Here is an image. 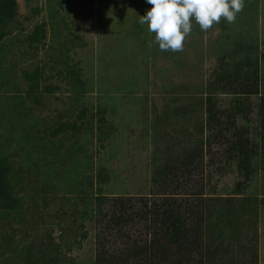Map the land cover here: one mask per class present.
<instances>
[{"label": "rangeland", "instance_id": "rangeland-1", "mask_svg": "<svg viewBox=\"0 0 264 264\" xmlns=\"http://www.w3.org/2000/svg\"><path fill=\"white\" fill-rule=\"evenodd\" d=\"M155 1L13 0L9 13L0 9V153L13 161V192L25 190L20 197L39 204L20 222L14 221L16 214L2 218L8 206L0 199V234L25 237L32 264H96L99 229L93 222L92 198L82 199L83 194L92 197L94 183V190L100 189L108 199L123 193L152 196L159 188L154 181L163 158L177 160L186 145H192L191 138L165 141L153 130L148 132V119L154 109H162L168 89L185 85L190 91L203 90L213 79L218 55H229L236 38L248 50L256 42L264 56V0H177L187 2L183 10L188 9L189 16L165 21ZM21 23L25 32L38 25L51 33L57 25L56 31L62 29L64 35L52 40L48 36L38 51L31 50L35 45L28 48L26 34L16 29ZM161 42L163 48H157ZM67 65L72 68L69 76L60 79ZM35 68L41 71L29 74ZM26 72L31 80H26ZM30 83L37 85L33 91L27 89ZM71 83L75 92L69 90ZM217 96L223 108L234 98L228 93ZM25 106L41 123L45 120L43 125L64 122V129L54 137L46 128L39 137L42 126L33 129ZM77 108L86 109L83 118L75 115ZM249 118L255 127L257 109ZM179 129L184 131L180 124ZM218 166L214 161L202 175L208 196L214 192L225 198L239 183L245 186L236 168L217 171ZM19 167L20 182L12 174ZM45 171L58 193L36 202L29 188L39 185L37 173L42 176ZM194 173L191 179H200ZM69 189L81 193V199ZM233 202L236 208L230 214L215 218L203 207L207 225L218 228L212 236L223 242L234 264H264V172L260 170ZM51 224L54 232L49 236ZM46 238L55 239L57 248ZM109 241V249L120 248L118 238ZM16 255L11 246H0V264L5 257L24 264V257Z\"/></svg>", "mask_w": 264, "mask_h": 264}, {"label": "trees", "instance_id": "trees-1", "mask_svg": "<svg viewBox=\"0 0 264 264\" xmlns=\"http://www.w3.org/2000/svg\"><path fill=\"white\" fill-rule=\"evenodd\" d=\"M167 1H155L157 11L162 15L161 20L170 18L176 20L180 14L189 16L188 9L183 10L187 2ZM12 2L13 0H0L1 11L9 13V6H14ZM162 8H168V11L163 12ZM157 25L159 24L156 23L155 27L153 25V28ZM55 27L58 26L52 25L55 31L51 33L38 25L35 29L25 32L22 23L21 26L18 24L16 29L26 34L24 40H27L28 48L33 43L35 46L31 50L38 51L39 46L47 42L48 36L52 40L64 35L62 29L57 28L58 31H56ZM237 36L239 35L231 38L234 40ZM236 42L240 41L236 38L235 49L229 55L225 52L218 55L213 79L209 80L203 90L191 89L190 91L185 85L176 90L168 89V97H166L168 101L165 98L162 109L160 111L154 109L151 113L153 118L148 119L151 126L149 133L153 130L165 141L178 140L180 136L192 140V145H186L187 149L179 159L175 160L168 155L163 158L164 166L154 181L159 188L152 193V196L137 197L123 193L108 199L103 197L100 189L94 190V183H92V197L88 193L83 194L82 199L92 198L93 222L99 229L96 235V264L121 262L125 264H234L229 260V252L223 242L213 238L212 234H216L218 228L207 225L208 218L203 212V207L206 206L208 209L209 217L215 218L217 215H225L226 212L230 214L233 207L236 208L233 201L243 194V187L249 184L260 170L264 172V56L259 54L256 42L251 50H248L243 43ZM163 43L157 44V48H163ZM141 49L142 45H140ZM51 62L50 64H53L54 60ZM71 69L67 65L66 71L63 70L60 73V79L68 77V71ZM38 71L41 70L35 68L29 74L33 75ZM29 74L26 72L24 75L27 78H23L31 80L32 77L30 78ZM70 85L69 90L75 92V84ZM36 86L30 83L27 89L33 91ZM219 93L234 94V98L223 108L217 103ZM252 97H256L257 100L252 101ZM254 108L257 109V125L252 128L249 115ZM23 109H26L27 116L34 121V124L30 123L33 129L35 126H42L41 131V127L37 130L40 132L39 137L46 128L54 137L59 130L61 132L64 129V122L43 125L45 120L41 123L39 116L29 114L30 107L25 106ZM85 111L86 109L77 108L75 115L78 119L83 118ZM179 124L183 132L179 129ZM206 156H209V159H206ZM214 161L219 162L217 171L230 170L232 166L236 168L243 180L241 184L245 186L242 187L239 183L233 193L225 198L215 197L214 192L208 196L204 189L205 175H202L206 172L205 168L213 165ZM10 162L13 163L5 152L0 153V199L4 207L9 208L3 212L2 218L16 214L14 221L21 222L26 220L27 212L29 214L36 212L39 204L35 205L36 203H30L31 200L29 202L23 200L20 195H24L25 190L13 192V186L10 183L12 170ZM51 162L53 161H50L52 166L56 165ZM22 170L20 167L13 169L12 174L16 175L18 182L20 180L17 176L22 174ZM193 173L200 179H191ZM196 173L198 174L195 175ZM37 175L41 178L37 182L39 185L35 184L31 189L29 188L31 197L35 196L36 202L39 199L46 201L47 195L58 193L54 187L55 184L49 182L53 177L48 172H43L42 176L39 173ZM206 176H211V173H206ZM190 182H194L192 183L195 184L194 188L189 186ZM26 192H28L27 189ZM75 192L77 198L81 199V193L72 191V193ZM205 200L208 203L204 202ZM66 218L68 221V216ZM53 226L51 224L47 229L49 236L54 232ZM143 235L145 240H142ZM0 236H3L0 239L2 248L11 246L17 257H24V264H32L33 253L27 247L25 237L16 240L14 235L0 234ZM113 237L118 238L120 248L109 249V243H111L109 240ZM217 239H220V236ZM47 240L51 248H57L55 239ZM23 246L26 249H21ZM15 250H18V253H15ZM174 254L176 257H173ZM9 259L10 257H5L2 264H13L14 258L11 262ZM15 264L22 263L15 260Z\"/></svg>", "mask_w": 264, "mask_h": 264}]
</instances>
